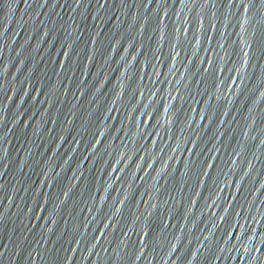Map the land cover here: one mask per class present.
<instances>
[{
	"label": "water",
	"instance_id": "95a60500",
	"mask_svg": "<svg viewBox=\"0 0 264 264\" xmlns=\"http://www.w3.org/2000/svg\"><path fill=\"white\" fill-rule=\"evenodd\" d=\"M0 264H264V0H0Z\"/></svg>",
	"mask_w": 264,
	"mask_h": 264
}]
</instances>
